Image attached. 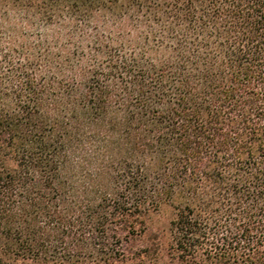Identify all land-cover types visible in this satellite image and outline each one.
<instances>
[{"label":"trees","instance_id":"16d2710c","mask_svg":"<svg viewBox=\"0 0 264 264\" xmlns=\"http://www.w3.org/2000/svg\"><path fill=\"white\" fill-rule=\"evenodd\" d=\"M0 264H264V0H0Z\"/></svg>","mask_w":264,"mask_h":264},{"label":"rangeland","instance_id":"374dc122","mask_svg":"<svg viewBox=\"0 0 264 264\" xmlns=\"http://www.w3.org/2000/svg\"><path fill=\"white\" fill-rule=\"evenodd\" d=\"M175 210L170 205L162 206L150 217V225L153 229L169 232L170 222L174 218Z\"/></svg>","mask_w":264,"mask_h":264}]
</instances>
